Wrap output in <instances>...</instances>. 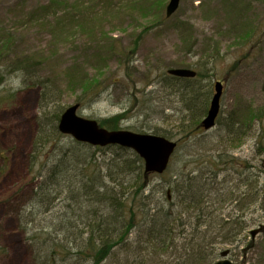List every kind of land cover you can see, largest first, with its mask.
<instances>
[{"label":"rangeland","instance_id":"obj_1","mask_svg":"<svg viewBox=\"0 0 264 264\" xmlns=\"http://www.w3.org/2000/svg\"><path fill=\"white\" fill-rule=\"evenodd\" d=\"M154 1L0 0V42L12 36L15 56L28 57L34 68L30 76L22 70L10 75L4 87V81L0 82V95L4 88L14 95L9 104L0 107V264H38L36 255L40 254V241L45 236L41 231H49V226L51 230L59 229L63 216L77 221L79 214L69 192L58 196L52 209L44 211L57 194L40 189L42 175L46 173L42 165L49 159L50 145L34 151L42 117V89L26 85L27 77L37 75L53 82L55 98L48 118L55 120L53 115L58 109L80 104L76 101L83 93L81 86L69 79L81 71L105 86L93 103H81V116L134 132H139V125H148L180 143L181 151L172 159L170 171L150 177L156 202L160 187H168L166 181L183 171L197 172L206 155L221 153L229 157L232 152L236 159L249 162L260 184L264 183V0H181L170 18L165 16L166 9L156 8ZM47 6L51 7L47 12H38ZM249 36L252 43H247ZM114 45L116 55L109 53ZM99 62L100 71H96ZM197 63H203V72H207L199 85L202 98H209V106L216 81L224 83L222 119L232 112L242 116L248 106L260 116L245 139L228 144L217 127L190 142L180 140L181 125L190 123L191 113L186 111L182 97L166 90L161 79L169 68L196 69ZM4 68L0 64V70ZM143 89L150 93L151 100L143 97ZM143 101L157 111L153 119L145 118ZM201 103L199 100L197 106L192 105V112H197ZM151 130L140 133H152ZM61 141L69 147L68 138ZM197 155L202 157L198 159ZM239 168L235 165L218 178L219 182L227 180L229 190L237 197L241 184ZM261 201L246 213L229 202L223 209L225 219L244 215L246 221L247 227L234 245L219 247V252L230 249L229 259L234 264H264ZM182 218L183 230L190 239L193 227L189 223L194 219L189 221L185 214ZM260 228L253 237L252 232ZM68 231L70 235L74 232L71 228ZM138 235L136 229L131 237L135 244ZM123 251L114 250L112 257L101 264H126L129 256ZM183 254L181 259L185 260L183 250L177 256ZM166 259L168 263L175 256Z\"/></svg>","mask_w":264,"mask_h":264},{"label":"trees","instance_id":"obj_2","mask_svg":"<svg viewBox=\"0 0 264 264\" xmlns=\"http://www.w3.org/2000/svg\"><path fill=\"white\" fill-rule=\"evenodd\" d=\"M166 1L155 0L154 4L157 5L156 8L166 9ZM50 8L43 7L38 12L45 13ZM12 38L8 35L0 42V64L5 65V68L0 70V82L4 81L3 87L10 75L22 70L30 76L34 69L31 68L32 60L27 61L28 57L15 56ZM252 41V37L249 36L247 43ZM109 51L113 55L118 54L115 45ZM100 62L94 68L96 71H100L97 69ZM194 66L196 69L193 70L197 73L195 78L169 75L168 70L171 69L169 68L161 79V84L166 90L182 97L186 111L191 113L190 123L181 125L180 140L186 143L206 132L202 128L201 120L207 115L210 107L209 98L206 100L202 98L203 95L200 94L202 87L199 85L200 79L205 78L207 72H203V63ZM76 73L69 79L77 81L83 91L76 102L93 103L102 95L100 92L105 86L103 88L102 83L94 76L81 71ZM27 78L26 85L39 86L42 89L40 96L42 117L40 116L38 122L39 131L34 151L44 150L50 145L49 159L42 165L45 166L46 173L42 175L40 189L48 190L50 195L57 194L49 200L44 211L51 210L55 199L65 192L71 193L72 202L79 210L77 221L75 219L70 221L63 216L60 226L58 225L59 229L51 230L49 226L50 232L41 231L45 236L40 241V254L36 255L38 264H101L112 257V252L118 249L121 253L124 250V254H128L126 264L131 262L149 264L150 261H153L152 264H215L221 255L219 247L234 245L240 233L247 227L244 215L231 219L222 216L228 202L236 205L239 212L243 213L250 210L253 205L259 204L261 199L264 203V183L261 185L259 177L253 174V170L251 171L254 167L247 161L236 159L232 152L229 157L221 153L206 155L203 158L197 155L198 159L201 158L198 171L187 173L183 171L172 176L166 181L168 182L166 190L160 187L159 202H156V192L150 189V177L153 174L145 172L144 161L135 151L119 146L94 147L62 135L58 131V122L66 108L55 112L53 115L55 120L48 118L50 106L53 105L55 98L52 92L53 82L41 79L37 75ZM2 92L0 107L9 104L14 97L7 88ZM141 94L143 97L150 96L145 89ZM199 100L202 101L200 108L197 112H192ZM142 103L145 118L153 119L157 111L153 110L147 101ZM247 108L242 116L232 112L225 120L221 116L218 117L215 128L219 127L218 131L222 133L220 135L228 144L245 139L253 130L255 122L260 120V116L251 106ZM99 124L109 130H119L105 123ZM141 125L139 132L152 129L153 134L169 138L159 129ZM63 138L69 139V147L62 144ZM178 145L173 159L181 151L180 143ZM108 155L110 156L107 157ZM33 158L35 160V156ZM235 165L240 167L241 184L238 190L240 197L234 196L229 190L227 180L225 182L218 180L223 172L234 168ZM170 168L171 165L166 173ZM244 184L247 187L246 191L243 190ZM82 206H86L87 211H84ZM184 214L188 216L189 221L194 219V222L189 223L193 227L190 239L183 230ZM69 228L74 231L71 232L72 235L69 234ZM136 229L139 230L137 244L136 240L131 241ZM180 239L186 242L180 244L178 242ZM252 244L250 243L249 248ZM188 246H191L190 252ZM180 249L185 253V260L181 259L184 254L177 256ZM173 255L175 259L167 263L166 257L171 258Z\"/></svg>","mask_w":264,"mask_h":264},{"label":"water","instance_id":"obj_3","mask_svg":"<svg viewBox=\"0 0 264 264\" xmlns=\"http://www.w3.org/2000/svg\"><path fill=\"white\" fill-rule=\"evenodd\" d=\"M180 2L181 0H170L166 8L168 18L177 12ZM169 74L180 78H193L196 76L195 71L190 69H171ZM222 95L223 83L217 82L210 109L202 121V127L205 130L215 127L221 109ZM79 108L80 104L72 105L62 114L58 125L62 134L70 135L79 142L93 146L117 145L132 149L144 160L146 173L163 174L167 170L177 148L176 142L155 134H142L129 130L110 131L101 128L96 120L80 116L78 114ZM260 231L261 228L253 231L252 236L255 237ZM227 256L228 252H223L222 259L216 264H234Z\"/></svg>","mask_w":264,"mask_h":264},{"label":"bare ground","instance_id":"obj_4","mask_svg":"<svg viewBox=\"0 0 264 264\" xmlns=\"http://www.w3.org/2000/svg\"><path fill=\"white\" fill-rule=\"evenodd\" d=\"M223 252H228V255H230V249H227V250L221 251L220 253H223Z\"/></svg>","mask_w":264,"mask_h":264}]
</instances>
